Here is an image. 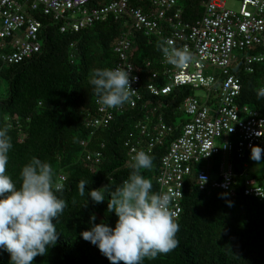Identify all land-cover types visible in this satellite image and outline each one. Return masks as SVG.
Segmentation results:
<instances>
[{
	"label": "trees",
	"instance_id": "trees-1",
	"mask_svg": "<svg viewBox=\"0 0 264 264\" xmlns=\"http://www.w3.org/2000/svg\"><path fill=\"white\" fill-rule=\"evenodd\" d=\"M109 1L90 0V3L98 6ZM184 1L182 19L192 24L202 16L205 0ZM131 4L146 11L153 8L151 0H132ZM36 16L43 24L39 33L41 50L19 63L0 64V80L7 86L5 95L0 96V127L9 129L13 145L7 174L19 187L22 167L37 157L53 165L57 181L61 174L66 177L63 191L57 195L68 206L58 220L53 219L59 234L57 244L45 256L35 257L33 264H111L80 234L91 228L93 214L96 224L105 222L115 227L118 217L107 211V202L110 193L133 171L127 141L141 135L135 128L137 122L154 126L147 120L159 115L148 113V108L154 106L174 127L171 136L150 153L154 158L152 169L142 170L151 179L153 191L158 193L161 160L171 140L181 133L182 125L188 120L183 118L182 103L193 94V89L182 86L165 96H153L147 86L152 73L161 72L158 61L162 53L157 43L162 40L134 32L129 56L142 78L143 99L136 107L126 106L122 113H116L106 129L94 131L88 125V115L96 113L98 98L90 84V74L95 69L114 66V46L123 33L124 21L110 17L79 32L62 33L50 17L42 13ZM165 17L162 24L168 26L172 15L166 13ZM3 43L0 39V50ZM261 50L257 47L239 52L232 68L241 80L238 103L250 105L264 117V97L259 96L264 60L252 64L253 72H248L244 65V56ZM165 82L163 76L157 81L161 85ZM82 141L87 145L83 146ZM97 153L100 156L95 157ZM88 155L92 156L91 160L87 159ZM231 161L237 181L234 194L218 188L201 190L196 177H186L182 213L176 220L180 226L179 246L155 260L145 259L143 264H264V198L244 193L247 178L243 175L244 160L234 153ZM212 164L210 170L216 168L217 162ZM202 166L200 163L197 167ZM246 174L264 189V173L250 176L247 170ZM81 179L88 181L86 194L90 189L107 186L106 201L95 204L87 195L80 196ZM0 264H10L8 252L0 250Z\"/></svg>",
	"mask_w": 264,
	"mask_h": 264
},
{
	"label": "built area",
	"instance_id": "built-area-1",
	"mask_svg": "<svg viewBox=\"0 0 264 264\" xmlns=\"http://www.w3.org/2000/svg\"><path fill=\"white\" fill-rule=\"evenodd\" d=\"M151 1L153 8L146 11L133 6L132 0H111L98 6H93L90 0H0V39L4 42L0 64L19 63L41 50L39 33L43 24L37 13L50 17L62 33H76L110 17L122 19L125 28L114 46L116 62L112 68L130 69V79L135 78L132 89L136 91L132 102L118 109H107L97 101L96 113L88 115V125L95 131L106 129L116 113H122L126 106L136 107L143 99L142 78L129 56L134 32L169 40L171 47L187 48L193 57L189 65L175 68L165 63L161 54L158 61L161 72L154 71L148 81L147 89L153 96H165L182 86L207 92L204 101L194 95L183 100L182 108L188 120L182 125L181 133L171 140L161 160L158 193L170 195V211L176 220L182 213L184 180L188 176L197 178L201 190L218 188L234 194L237 181L231 160L235 153L244 160L243 175L247 177L244 193L263 199V187L246 173L248 163L254 162L250 159L252 148L264 149V117L250 105L238 103L241 80L232 65L236 51L250 48L262 50L244 56L248 72L254 71L252 64L264 60V0H241L238 12L226 9L221 0H205L202 16L192 24L182 19L184 0ZM166 13L172 15L168 26L162 24ZM207 68H214L215 73L205 75ZM160 76L166 79L162 85L157 83ZM259 91L264 92V75ZM148 109V113L159 115L155 119L147 117L154 126L136 123L141 135L127 141L131 162L133 149L150 154L174 131L157 107ZM81 144L87 145L85 141ZM98 156L100 153L95 157ZM87 159L91 160L92 156L88 155ZM212 161L217 164L210 170ZM200 163L203 166L197 167ZM213 176L216 178L212 179ZM65 179L61 174L57 182L62 184Z\"/></svg>",
	"mask_w": 264,
	"mask_h": 264
},
{
	"label": "clouds",
	"instance_id": "clouds-1",
	"mask_svg": "<svg viewBox=\"0 0 264 264\" xmlns=\"http://www.w3.org/2000/svg\"><path fill=\"white\" fill-rule=\"evenodd\" d=\"M164 62L183 69L193 59L187 49L171 47V41L157 43ZM130 69H95L90 74V84L98 102L107 109H118L131 103L136 90L132 89ZM264 97V92L259 93ZM136 99H139L136 96ZM13 145L7 127H0V250L10 254V264H33L37 256H45L57 244L59 234L53 219L63 214L68 204L57 193L63 185L57 182V172L50 162L33 157L20 171L19 187L7 174L9 151ZM132 169L120 187L110 193L107 211L118 217L115 227L95 223L90 216L89 230L80 235L96 246L111 264H143L145 259L155 260L179 246L180 230L175 214L170 211L171 197L153 191L150 178L142 170H151L153 157L144 150L133 149ZM250 159L264 166V149L253 147ZM88 181L78 182L80 196L95 204L106 201L108 187L90 189ZM87 198L83 206H87ZM231 206V202H229Z\"/></svg>",
	"mask_w": 264,
	"mask_h": 264
},
{
	"label": "rangeland",
	"instance_id": "rangeland-1",
	"mask_svg": "<svg viewBox=\"0 0 264 264\" xmlns=\"http://www.w3.org/2000/svg\"><path fill=\"white\" fill-rule=\"evenodd\" d=\"M224 2V6L226 9L231 10L233 12H238L240 10V6H241V0H221ZM185 2V1H184ZM183 2V4H184ZM204 10V9H203ZM240 51H236V55L239 53ZM193 70V69H192ZM215 73V69L214 68H207L205 70V75H213ZM6 84L5 82H3L2 80H0V96H4L6 93ZM194 96L198 97L199 99H201L202 101L206 100L207 97V92L202 89V88H198V89H193V94ZM184 119H188V115L185 113L183 115ZM226 162H229V156L226 157ZM248 173L250 176H260L264 173V166H260L258 165L256 162H252V163H248Z\"/></svg>",
	"mask_w": 264,
	"mask_h": 264
}]
</instances>
